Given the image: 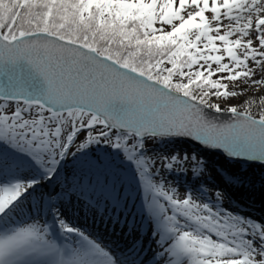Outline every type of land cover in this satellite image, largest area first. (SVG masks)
Segmentation results:
<instances>
[{
    "label": "snow or ice",
    "instance_id": "6c2138e0",
    "mask_svg": "<svg viewBox=\"0 0 264 264\" xmlns=\"http://www.w3.org/2000/svg\"><path fill=\"white\" fill-rule=\"evenodd\" d=\"M241 80L264 86V0H0V221L55 177L86 134L78 151L102 139L136 165L163 264H264V225L191 195L174 198L146 152L148 140L190 137L264 163L254 98L243 110L229 106L227 122L206 111L224 112L212 98L243 95L225 83ZM160 159L169 171L188 161ZM59 226L78 246L59 248L46 228L19 227L0 234V264H119L63 219Z\"/></svg>",
    "mask_w": 264,
    "mask_h": 264
},
{
    "label": "rangeland",
    "instance_id": "374dc122",
    "mask_svg": "<svg viewBox=\"0 0 264 264\" xmlns=\"http://www.w3.org/2000/svg\"><path fill=\"white\" fill-rule=\"evenodd\" d=\"M206 15L210 17L211 13H206ZM223 22L225 24L228 23L226 19ZM159 26V24L156 25V27ZM225 83L228 84L229 91H243V95H239L238 97L231 98L227 101L223 99L217 100L215 97H213L212 102L219 103L224 111H227L229 106H236L238 110H243V102L246 99L254 98V103L259 105L256 108H253V106L250 107L252 115L258 118L261 114H264V103L260 102V98L264 96V86L250 87L242 80L237 82L225 81ZM11 104L15 105V103ZM14 107L15 106H13V108ZM86 131L87 130H85V132ZM83 136L84 135L80 136L75 141V143H73L69 153L63 160L59 162L55 177L50 181L48 179L40 180V182L34 186V189L29 190V193L26 194V198L21 201V207L14 213H9V216L5 217L4 221H0V234L9 232L19 227L37 225L41 229L46 228V237L54 240L57 239L58 234L63 236V230L58 224L59 220H64V215L70 216L71 219H76L79 214V222L81 223L84 221L81 224L85 229L83 227H78V222H67L72 223L74 228L88 236L89 239L94 240L86 228H90L91 225L93 227L97 226L93 221H99L98 213H100V210L98 205L100 202L95 204V208H97L98 211L96 212V209L94 211L90 209L93 206L92 201L89 199L83 198L81 202L77 201L75 203L76 199L71 196L72 193H63L58 191L53 195L51 192L54 182H58L55 180L57 176L61 178L63 185L77 178H90V176L104 177L105 174L109 173L113 177V180L119 182L122 185V188H125L127 193L130 192L131 194L133 191H135L136 195H138L139 192H145L141 184L140 177H134L128 175L126 172L116 170L109 164V162H105L101 165L98 164V167L92 168H89L86 165H84L86 166L84 167L76 163H70L68 161L70 159V154L79 146ZM157 140V146L160 147L159 151L150 150L151 140H148L146 141V152L149 157L156 158V163L153 168V172L156 173L154 179L157 182L163 183L166 190L173 192L174 198L183 199L186 195H191L198 203H209L213 210H216L219 206V208L222 209L225 214L245 217L246 219L255 223L264 225V170L262 168L258 167L256 171H254V168H252L254 172H257V174H252V176H250L247 173L250 169L242 172V169H240L241 165H239L237 168H232L229 165L224 164L225 162L220 158H212L209 156V154L212 153H207L205 151L194 152L193 150L189 149L190 147L188 145L184 143L182 144L177 140ZM174 155L179 156L181 160H183L184 157H187V163L182 164L180 167H174L170 171L166 170L164 167H162L160 158H168ZM193 156L196 157L197 161L203 162L202 173L194 174L191 159ZM6 179H11V177ZM236 188H242L248 192L250 191V193L257 195L262 199H260V202H258L259 204L246 201L236 194ZM217 193L221 194L220 200H217L216 198ZM98 196L100 197V195ZM67 198L68 205L66 206V210L61 209V204H59V202L61 199L66 200ZM150 199L151 197L146 200V204H148ZM161 202L166 204L165 201ZM139 210L142 212V220L146 216L150 218L147 208L142 206L139 208ZM111 212H108L109 218L111 217ZM85 216H87L90 222L86 221L84 218ZM106 228L112 229L113 231L115 230L110 226H106ZM123 231L124 233L129 232V228L122 230L121 233H123ZM73 235L75 236V234ZM78 238L80 239V237ZM213 238L215 239V237ZM136 242L137 244L140 243L138 239ZM101 247H103L105 251L109 252L113 259L116 260V255L111 253V246H104L103 244ZM152 255H150V257Z\"/></svg>",
    "mask_w": 264,
    "mask_h": 264
},
{
    "label": "bare ground",
    "instance_id": "6f19581e",
    "mask_svg": "<svg viewBox=\"0 0 264 264\" xmlns=\"http://www.w3.org/2000/svg\"><path fill=\"white\" fill-rule=\"evenodd\" d=\"M258 105L257 103L252 104L253 108H256ZM189 149L194 152H202L197 149H192L191 147ZM214 155L223 157L218 154ZM55 180L58 181L57 183L59 184L54 182V187L51 192L53 195L58 191L72 193L71 196L76 199L75 203L77 201L81 202L83 198L89 199L92 201L93 206L90 209H92V211L96 209V212L98 211L97 208H95V204L100 202L98 205L100 210V213H98L99 221H93L97 226L93 227L91 225L90 228H86V230L89 231L88 233L94 238L93 241L96 243L112 247L113 251L111 250V253L116 255V260L119 261V264H163V260L159 256L162 249L156 242L158 237L153 235L155 224L152 219L147 216L144 218L145 220L141 219L142 212L139 208L142 206L147 208L146 200L150 197L147 193L137 192L138 195H136L135 191L131 194L130 192L127 193L125 188H122L119 182L113 180V177L109 173L105 174L104 177L90 176V178H77L63 185L60 177L57 176ZM236 190V194L246 201L259 204L258 202L262 199L242 188H236ZM98 195H100V197ZM67 200L68 198L66 200L61 199L60 202L58 201L59 204H61V209L66 210V206L68 205ZM108 212H111L110 218ZM84 218L87 222H90L87 216ZM79 219V214L76 219H71L70 216L64 215V221L72 227V223L68 222L75 221V223L78 222V227H83L81 223L84 221L80 223ZM106 226H110L115 230L113 231L112 229L106 228ZM126 228H129V232L124 233L123 231V233H121V231ZM62 234L61 243L58 239L52 240L48 237L45 238L56 244L59 248H72L78 246L77 242L80 240L78 237L65 232ZM137 239L140 242L139 244L136 242ZM150 255L152 256L150 257Z\"/></svg>",
    "mask_w": 264,
    "mask_h": 264
},
{
    "label": "trees",
    "instance_id": "16d2710c",
    "mask_svg": "<svg viewBox=\"0 0 264 264\" xmlns=\"http://www.w3.org/2000/svg\"><path fill=\"white\" fill-rule=\"evenodd\" d=\"M86 139L87 136L85 134L83 136V139H81L82 141H80L79 145L85 142ZM157 141H158L157 139L151 140L150 142L151 149L149 148L150 150L159 151L160 147L157 146ZM78 147L71 152L70 159L68 160L70 163H76L82 166L86 165L87 167L92 168V167H98V164L101 165L104 164L105 162H109V164L113 166L114 169L119 170L121 172H126L128 175L134 177H139V173L137 172L136 165L126 158L123 151L116 149L112 147L110 144L103 142L102 139L101 142L88 144L85 148L79 151L77 150ZM209 156H211L212 158H217V157L220 158L225 162L224 164H227L232 168H237L239 166L238 164L232 163L223 157H219L214 154L213 155L209 154ZM258 167L264 170V166H259L255 164L249 166H240V169H242V172H245V170L250 169L247 173L248 175L252 176V174H257V172L254 171H256ZM252 168H254V171L252 170Z\"/></svg>",
    "mask_w": 264,
    "mask_h": 264
},
{
    "label": "water",
    "instance_id": "95a60500",
    "mask_svg": "<svg viewBox=\"0 0 264 264\" xmlns=\"http://www.w3.org/2000/svg\"><path fill=\"white\" fill-rule=\"evenodd\" d=\"M25 96H27L28 94L25 93ZM24 97H21V99H23ZM0 100H3L2 97H0ZM9 103H14L13 101H10ZM206 111L209 112L210 116L215 117L218 119L219 122H227L229 120L230 114L227 111H224L222 113H215L212 112L210 109H206ZM159 140H179L181 143H184L186 145H188L189 147H191L192 149H197L199 151H205L208 153H212V154H218L221 155L223 157H225L226 159H228L229 161L233 162V163H237L240 165H264V163H260V162H252L249 161L247 159H243V158H228L226 156V154L223 152V150H218V149H211L206 147L205 145L200 144L198 141H195L193 139H191L190 137H178V138H157Z\"/></svg>",
    "mask_w": 264,
    "mask_h": 264
}]
</instances>
